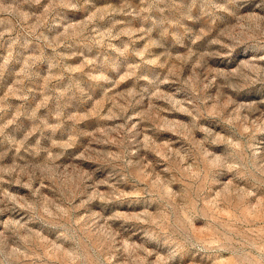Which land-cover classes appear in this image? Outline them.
Instances as JSON below:
<instances>
[{"label": "rangeland", "instance_id": "374dc122", "mask_svg": "<svg viewBox=\"0 0 264 264\" xmlns=\"http://www.w3.org/2000/svg\"><path fill=\"white\" fill-rule=\"evenodd\" d=\"M205 3L177 41L155 0H0V264H264V183L205 152L245 115L193 59Z\"/></svg>", "mask_w": 264, "mask_h": 264}, {"label": "clouds", "instance_id": "9594fccd", "mask_svg": "<svg viewBox=\"0 0 264 264\" xmlns=\"http://www.w3.org/2000/svg\"><path fill=\"white\" fill-rule=\"evenodd\" d=\"M196 2L190 0V8L185 11L180 0H155V4L145 11L159 12L161 18L156 22L165 25L164 32H170L179 41L181 30L188 27L183 21H199L201 18L191 14V7H195ZM157 4L165 6L157 7ZM201 15L207 16L208 21L200 32L207 33L209 38L203 50L193 52V59L202 68L204 80L215 79L220 99L226 100L234 111L245 113L239 123H232V134L225 140L228 144L225 153L214 154L210 149L205 152L210 159L219 161L218 167L235 172L234 179L247 178L264 183V141H256L257 133H264V119H249L253 111H261L264 94L251 102L240 99V94L252 85H264V0H206ZM201 38L197 36V39ZM245 44L248 46L243 48V58L233 62L234 53ZM204 87H211V84H204ZM193 111L198 118L207 112V104L201 100ZM205 142L216 143L212 133ZM85 178L90 179L86 174ZM189 264H199V261L193 257Z\"/></svg>", "mask_w": 264, "mask_h": 264}]
</instances>
